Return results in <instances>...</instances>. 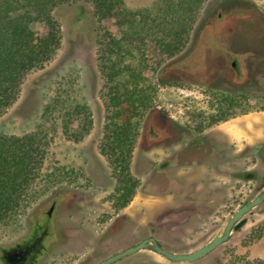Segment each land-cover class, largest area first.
Segmentation results:
<instances>
[{"label": "rangeland", "instance_id": "obj_1", "mask_svg": "<svg viewBox=\"0 0 264 264\" xmlns=\"http://www.w3.org/2000/svg\"><path fill=\"white\" fill-rule=\"evenodd\" d=\"M123 1L128 9L137 11L153 9L159 0ZM69 3L53 10L60 24L59 48L44 66L26 74L15 102L0 113V133L21 135L35 131L44 104L58 94L68 98L72 106L80 103V108H70L63 113L69 128L67 134L62 132L61 117L55 125L46 124L55 130L50 127L43 172L50 173L56 182L42 191L41 196L49 190L73 186L81 179L97 186H116L117 175L128 170L134 178V186L160 182L172 193L178 188L175 190L181 192L180 204H174L173 198L163 209L166 244L174 240L171 234L178 233L180 248H197L217 233L242 203L236 175L243 163L174 160L161 168L162 158L147 160L142 150L151 139L193 135V130L183 125H168L166 130L162 129L158 122L167 120L166 113L177 122L204 123L207 129L216 123L218 129L228 132L237 144L260 140L264 150V53L257 51L252 46L254 43L248 44L249 39H242L235 48L224 52L228 58L229 78L222 76L208 81L203 77L209 68L211 51V47L203 44L218 46L217 38L221 40L232 25L245 34L264 31V0H207L182 50L165 59L148 45L144 65L140 54L128 55L114 44L112 38L118 39L122 34V28L114 19L98 21L93 5L83 0ZM29 26L39 36L47 33L43 21L31 20ZM174 67L193 73L200 83L183 77ZM137 71L144 77L139 79L137 87L146 89L149 99L147 106L129 119L131 135L122 140L125 144L119 145L116 132L125 121L115 115L111 100L113 87L126 81L130 86ZM158 108L164 110L157 113ZM173 129L176 136L171 133ZM131 139L134 143L127 141ZM131 144L137 146L134 153ZM244 166L248 170L253 163L245 162ZM150 171L153 172L148 183L145 180L146 177L149 180ZM260 174H264V158ZM191 188L202 196V204L195 205L192 201L195 194H190ZM138 191L141 193L136 190L132 200L135 209L145 201V191ZM245 192L247 198L255 193L252 183L246 182ZM154 209L149 210L157 211ZM28 210L29 204L0 223V239L13 232L15 222ZM263 231L264 202L247 214L242 228L233 231L229 240L207 256L177 264H231L241 256L264 258V234L258 237Z\"/></svg>", "mask_w": 264, "mask_h": 264}, {"label": "flooded vegetation", "instance_id": "obj_2", "mask_svg": "<svg viewBox=\"0 0 264 264\" xmlns=\"http://www.w3.org/2000/svg\"><path fill=\"white\" fill-rule=\"evenodd\" d=\"M263 37L264 31L255 35L245 34L236 25H232L222 34L221 40L217 38L218 46L205 42L203 45L211 47V51L209 68L203 77L208 81H216L222 76L229 78L228 58L224 52L235 48L242 39H249L248 44L254 43L252 46L264 53ZM173 70L200 83L193 73L184 68L174 67ZM162 110L164 109L158 108L156 112L160 113ZM166 114L167 120L158 122L163 126L162 129L166 130L170 125H183L193 130V135L149 140L142 150L147 160L162 158L164 163L161 168H166L167 162L174 160L195 163L233 160L243 163L236 175L242 195V203L238 207L264 190V174H260L264 150L260 140L237 144L228 132L218 129L216 123L209 128L212 130L209 133L204 123L177 122L175 117ZM175 129L171 133L176 136ZM151 131H154L153 127ZM127 141L134 143V139ZM131 145V152L134 153L137 146ZM245 162H252L253 167L246 170ZM152 172H148L149 180L146 177L145 182H150ZM247 181L252 183L255 190L248 198L245 192ZM115 182L118 185L102 187L81 179L73 186L60 187L40 195L29 204L28 212L15 222L13 232L0 239V264H98L109 256L142 242L147 245L155 244L171 252L194 250L182 249L177 245L178 233L171 234L174 240H170V245L166 244L163 209L167 201L173 198L174 204H180L178 196L181 192L175 190L178 188L172 193L160 182L156 185L134 186V178L127 175V172L117 175ZM123 183L126 186H122ZM138 189L145 191V201L135 209L132 207V200L136 190L139 192ZM190 194H195L192 197L195 205L203 203V198L196 189L191 188ZM150 207L157 208V211H150ZM215 234L216 232L213 235ZM167 261L168 264L179 263L143 246L111 264H167Z\"/></svg>", "mask_w": 264, "mask_h": 264}, {"label": "trees", "instance_id": "obj_3", "mask_svg": "<svg viewBox=\"0 0 264 264\" xmlns=\"http://www.w3.org/2000/svg\"><path fill=\"white\" fill-rule=\"evenodd\" d=\"M71 1L0 0V113L17 99L26 74L44 66L59 48L60 24L53 10ZM83 1L93 5L98 21L114 19L122 28L121 37L112 38L114 44L128 55L140 54L139 59L144 65L148 45L165 59L182 50L207 0H159L153 9L137 11L128 9L123 0ZM31 20L43 21L47 33L37 35L29 26ZM143 78L137 71L130 86L126 81L113 87L111 100L115 115L125 121L116 132L119 145L125 144L122 140L131 135V116L147 106L149 97L146 89L137 87L139 79ZM67 100L59 94L50 98L43 106L35 131L21 135L0 133V223L12 218L56 182L50 173L43 172L46 148L50 142L49 131L51 128L55 130L46 124L51 122L50 125H55L61 117L62 132L68 133L63 113L70 108L78 109L81 104L72 106ZM126 172L129 175L128 170ZM263 234L264 231L258 237ZM236 258L239 260L231 264H264V258Z\"/></svg>", "mask_w": 264, "mask_h": 264}, {"label": "water", "instance_id": "obj_4", "mask_svg": "<svg viewBox=\"0 0 264 264\" xmlns=\"http://www.w3.org/2000/svg\"><path fill=\"white\" fill-rule=\"evenodd\" d=\"M263 201H264V190L260 194H257L252 199L246 201L244 204L238 207L233 212V214L228 218L225 225L215 235H213V237L210 240H208L206 243H204L203 245L192 251L171 252L167 249L160 248L155 244L147 245L145 242H142L138 245L129 247L123 251L113 254L108 258L102 260L98 264H111L117 261L118 259L128 254H131L137 249L142 248L143 246L145 247L147 246L159 252L160 254H162L171 261L193 262L199 260L207 256L209 253H211L218 245H221L222 243L229 240L233 231H237L245 225V223L247 222V214L250 213L254 207L259 205Z\"/></svg>", "mask_w": 264, "mask_h": 264}]
</instances>
